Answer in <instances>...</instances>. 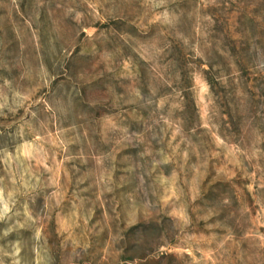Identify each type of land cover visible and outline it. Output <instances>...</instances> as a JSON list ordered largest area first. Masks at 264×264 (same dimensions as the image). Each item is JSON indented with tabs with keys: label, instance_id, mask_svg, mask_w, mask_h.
<instances>
[{
	"label": "rangeland",
	"instance_id": "374dc122",
	"mask_svg": "<svg viewBox=\"0 0 264 264\" xmlns=\"http://www.w3.org/2000/svg\"><path fill=\"white\" fill-rule=\"evenodd\" d=\"M0 264H264V0H0Z\"/></svg>",
	"mask_w": 264,
	"mask_h": 264
}]
</instances>
